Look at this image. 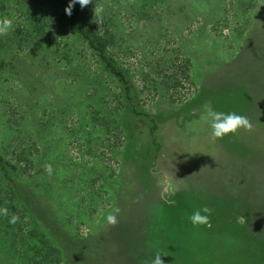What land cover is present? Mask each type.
Instances as JSON below:
<instances>
[{"label": "rangeland", "instance_id": "obj_1", "mask_svg": "<svg viewBox=\"0 0 264 264\" xmlns=\"http://www.w3.org/2000/svg\"><path fill=\"white\" fill-rule=\"evenodd\" d=\"M17 1L9 0L0 17L12 25L15 10L37 14L52 0ZM95 5L107 16L112 13L105 26L96 25L105 29L103 36L112 35L106 54L123 79L111 75L91 50L79 51L82 43L69 60L85 68L88 80L82 85L72 82L75 69L63 60V45L53 44L55 39L43 44V58L27 55L22 60L17 44L7 50L11 55L0 53L1 61L19 64L17 75L24 79L27 95L35 89V127L37 120L48 119L56 130L45 148L53 153V165L80 164L79 177L100 176L92 189L80 184L64 200L65 207L77 204L69 214L64 212L62 223L82 243L73 255L88 264H151L156 253L164 264H264V0H92L85 8L91 23L97 20ZM11 92L22 90L7 77L0 83V128H13L3 143L12 141L16 152L29 148L37 155L42 147L36 142L32 146L34 138L20 127L22 113H14ZM207 104L240 115L249 107L252 131L241 129L212 141L201 120ZM137 113L160 115L161 121H155L159 131L152 135L158 149L151 146L147 121ZM91 124L101 130L97 127L92 141H86L80 132ZM254 134L260 136L256 141ZM247 143H252L254 155L245 154ZM204 206L213 210L210 223L193 227L188 217ZM6 209V222L19 214ZM116 209L118 222L112 226L106 218ZM233 220L246 226L232 231ZM7 224L0 227V264H28L15 259L22 249L17 242L33 228L26 219ZM2 228L15 233L13 242ZM244 230H254L257 244L245 232L239 235ZM55 232V238L64 239ZM30 264L45 263L34 258Z\"/></svg>", "mask_w": 264, "mask_h": 264}, {"label": "trees", "instance_id": "obj_2", "mask_svg": "<svg viewBox=\"0 0 264 264\" xmlns=\"http://www.w3.org/2000/svg\"><path fill=\"white\" fill-rule=\"evenodd\" d=\"M8 1L9 0H0V17L4 16V13L2 12L5 10V4H7ZM15 2L17 4L19 3L17 0H15ZM46 3H48L47 9H41L40 11L37 10V14H34L32 11L26 9L24 11L15 10L14 13L17 12L18 14L16 13L17 19H15L12 29L6 36H0V53L6 51L5 54L8 53V55H11L7 50H10L11 45L17 44L21 51L20 54L22 56V60L23 58H26L27 55L34 56L31 58L34 60L37 59L35 57H39L40 53L42 52L43 44H50L51 40L55 39L53 44H58L61 42L63 45V47L60 48V50L63 49V60H66V64L75 69L74 79L72 82L74 84L79 83L82 85L84 84L83 80H88V78L85 76V73H87L85 68L77 61L71 60L69 62L70 58L78 55L79 47L76 48V45L79 46V43H82L84 47L79 51H83L85 48L87 50H91L94 56L97 57V60L105 63L106 67L109 69L106 70L111 75L118 76L123 79L120 72L114 68L111 58L106 54V49L113 43L112 39H110L112 35L105 34L103 36L102 32L105 29H100L99 27L100 25L105 26V23L110 21V16L112 13H110L111 15L109 14L107 16L105 15L106 12L103 11L101 16L102 18H105V21L103 22L102 19V22H100V18L97 17L98 21L95 19L91 23L86 17V10L81 9L78 11V7H76V5L73 8L71 16L65 14L64 9L67 7L69 0H52ZM42 5L43 4H41V6ZM5 13L7 14V11H5ZM8 16H10L9 10L7 17ZM21 17L23 21H25L23 24H21ZM58 37H60V39L57 42L56 38ZM26 39L31 43L29 48L25 47L29 43V41ZM15 40L17 41L15 42ZM35 40L37 43L32 45V41L35 42ZM53 44L52 47L54 48L55 45ZM56 51L58 52V48L52 51L51 55ZM40 56L43 58V55ZM72 62L73 64H71ZM14 63L15 65H13V61L11 60H0V83L5 82L7 77H12L18 81L19 89H21L22 92L21 94L17 92L10 93L12 97L16 98V100H14V104H12L11 107L15 114L20 112L22 113L21 115H18L17 121H19L20 127L27 134H29V136L31 135L34 138L31 145L35 146L36 142L42 147L41 152L37 151L35 153L39 154L33 156L30 154L29 148H27L26 151L25 149L17 150L16 148L18 152L17 153L14 149L15 143L11 144L12 141L6 142L5 144L3 143V141L8 137L13 126L5 125L2 126V129L0 128V210L8 207L10 211H18L19 218L26 219L30 225V228H33L28 238L24 236V239L21 242H17L22 249L21 253L15 257V259L19 258L21 259L22 263L28 262V264H30V260L32 262L34 258H40L45 264H88L87 262H81L82 260L79 255H73L74 252H77L75 247L80 246L81 248L82 243L76 239L77 236L68 232V230L72 228H64L62 223L64 221V212L69 214L68 212H72L77 204L72 203L69 205V207H67L66 204V208L64 200L70 199V197L73 195L72 192L77 190V187L80 184L92 189L93 181L95 179H99L100 176H90V178H87L84 175L82 178L79 177L76 173H78L80 171L79 169H81L80 164L61 163V165H58V167L53 165L52 160L49 159V156L51 155L47 153L45 148H50L53 134L56 133V130L53 129V124L50 123V120L48 119L45 122L37 120V126L39 127H35V122L33 121L35 119L33 117L34 115L35 117L37 116L38 105L36 101L32 102L31 97L34 96L35 89H32V91L27 95L28 87L24 79L17 75L20 66L16 62ZM47 85L50 87V84ZM128 89L129 87L125 85L124 90L127 91ZM43 91L44 90L42 89L41 92ZM37 95H39V93L36 94V96ZM28 99L30 100L27 101ZM193 101L194 99L191 98L190 103ZM21 103L22 105H20ZM11 111L9 112V115L11 114ZM248 112L251 113V109L249 107H245V116L249 114ZM140 114L141 113H137V115ZM12 116L13 115L10 117ZM141 117H144V119L147 121V124L149 125V136L152 138L154 131L158 130V126L157 128L155 126V121L160 117V115L156 114L154 116H150L146 113H142ZM8 119L9 117H6L5 121L7 122ZM158 121L161 120L158 119ZM97 127L100 129L99 125L94 126L93 124L88 125V128L85 127V129L82 127L83 130H81L80 134L86 141H92L93 136H95V134L98 132L95 130ZM80 128L81 127H78L77 129ZM41 129H44L45 136L42 132L40 133ZM62 130L63 129H60L59 132ZM253 136V141H256V136L260 137L259 135L255 134ZM155 141L156 140L152 138L151 146L155 145L157 148L158 145ZM246 145L245 154L254 155L252 143H247ZM60 157L61 153L60 155L59 153L56 154L55 161H57V158ZM46 165L51 166L50 175L45 171ZM26 167L28 169L32 168L30 173H27ZM91 175H93V173H91ZM54 193L57 195L54 196ZM52 197H57V199H52ZM56 201H58L60 204L56 203ZM73 216L76 217V215ZM245 217L247 216L245 215ZM245 217L243 216L244 221L248 219H245ZM7 222L5 221V215L0 214V227H3L4 225L5 228L10 227ZM237 222L238 223H236L234 220L233 223L231 222L232 231L241 228L240 224L245 225L244 222ZM5 228H2L1 230L5 233H8L9 238L13 242L15 233L11 230L7 232L5 231ZM55 231L61 232L64 239L59 240V236L55 238L54 236L58 235ZM244 232L245 236H247L249 240L252 242L254 241V243L257 244L254 230H244L240 232L239 235ZM82 241L85 242L83 239ZM259 246H262V243H259ZM23 247L26 249L23 250ZM4 249L7 250L8 253H11L9 252V248L4 247ZM71 249L72 257H70L69 253V250ZM3 256L4 252H2L1 249L0 261L4 260ZM95 264L104 263L97 262ZM105 264L112 263L106 262Z\"/></svg>", "mask_w": 264, "mask_h": 264}, {"label": "clouds", "instance_id": "obj_3", "mask_svg": "<svg viewBox=\"0 0 264 264\" xmlns=\"http://www.w3.org/2000/svg\"><path fill=\"white\" fill-rule=\"evenodd\" d=\"M91 3L92 0H69L67 7L64 9L65 14L71 16L73 8L76 4H79L81 9H85ZM93 11L94 16L100 18V22H102L101 14L103 12V7L101 5H95ZM12 23V20L6 17L0 18V36H6L9 33V31L12 29ZM201 120L208 125L210 129V139L212 141L223 139L225 136L230 134L235 135L241 129L245 132H250L253 129V125L247 116L240 115L235 112L224 113L215 111L210 104L204 106V113L201 116ZM45 171L50 175L51 166L46 165ZM167 203L171 205L174 203V201L168 200ZM119 211V209H116L114 213L107 216L106 220L109 225H116L118 222L117 216ZM212 211L213 210L208 206H204L201 209L194 210L188 219L193 227L208 225L210 223L209 217ZM0 214L8 216L9 212L5 208L0 210ZM19 219L20 218L18 215L12 214L9 223L15 224L19 221ZM161 257L162 254L156 253L151 260V264H164V261Z\"/></svg>", "mask_w": 264, "mask_h": 264}]
</instances>
